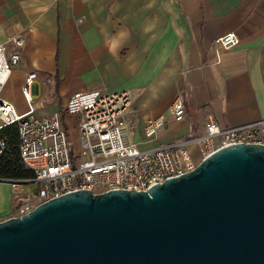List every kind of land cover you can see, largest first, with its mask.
I'll list each match as a JSON object with an SVG mask.
<instances>
[{
  "label": "crops",
  "instance_id": "obj_1",
  "mask_svg": "<svg viewBox=\"0 0 264 264\" xmlns=\"http://www.w3.org/2000/svg\"><path fill=\"white\" fill-rule=\"evenodd\" d=\"M234 33L228 50L214 41ZM23 40L10 76L25 108V74L35 72L33 116L60 114L70 138L76 120L64 107L75 93L132 90L133 140L140 151L188 135L208 121L224 128L264 119V0H0V43ZM180 95L181 122L169 119ZM167 118L146 138L148 120ZM2 211L0 210V213Z\"/></svg>",
  "mask_w": 264,
  "mask_h": 264
},
{
  "label": "water",
  "instance_id": "obj_2",
  "mask_svg": "<svg viewBox=\"0 0 264 264\" xmlns=\"http://www.w3.org/2000/svg\"><path fill=\"white\" fill-rule=\"evenodd\" d=\"M0 264H264V145L219 149L147 192L83 189L1 221Z\"/></svg>",
  "mask_w": 264,
  "mask_h": 264
},
{
  "label": "built area",
  "instance_id": "obj_3",
  "mask_svg": "<svg viewBox=\"0 0 264 264\" xmlns=\"http://www.w3.org/2000/svg\"><path fill=\"white\" fill-rule=\"evenodd\" d=\"M238 44L237 35L228 33L214 41V48L228 50ZM22 46L23 40L18 36L0 43V130L15 126L19 160L33 173L31 180H6L15 201L13 217L26 215L46 201L83 189L92 194L112 190L147 192L156 184L193 171L219 149L234 144L264 145V119L228 128L208 121L201 135H188L140 151L133 140L138 120L130 112L135 97L132 90L73 94L64 107L65 116L76 120L77 137L72 139L60 114L33 116L31 92L38 80L35 72L24 77L25 113H18L1 98L13 68L20 61ZM185 113L183 99L178 95L169 107L168 117L181 122ZM166 123L165 117L148 120L143 127L144 136L155 137ZM3 149L4 143L0 142V154ZM27 182L36 187L23 194Z\"/></svg>",
  "mask_w": 264,
  "mask_h": 264
},
{
  "label": "trees",
  "instance_id": "obj_4",
  "mask_svg": "<svg viewBox=\"0 0 264 264\" xmlns=\"http://www.w3.org/2000/svg\"><path fill=\"white\" fill-rule=\"evenodd\" d=\"M0 142L4 149L0 154V178L10 180H31L33 173L25 169L18 156V139L15 126L0 130Z\"/></svg>",
  "mask_w": 264,
  "mask_h": 264
},
{
  "label": "rangeland",
  "instance_id": "obj_5",
  "mask_svg": "<svg viewBox=\"0 0 264 264\" xmlns=\"http://www.w3.org/2000/svg\"><path fill=\"white\" fill-rule=\"evenodd\" d=\"M5 94H8L13 101H16L15 104H17L21 108H25V104L23 99L20 97L18 91L16 88H14V78L11 77L8 79L7 84L5 86ZM194 159H196V152L193 151ZM7 180L4 178H0V181ZM35 184L33 182H27L23 186V194H26L28 192H31L33 189H35ZM27 197V195H25ZM15 201L12 198V192L11 187L9 183L0 182V210L2 211L0 213V222L4 221L8 218L13 217L15 213Z\"/></svg>",
  "mask_w": 264,
  "mask_h": 264
}]
</instances>
